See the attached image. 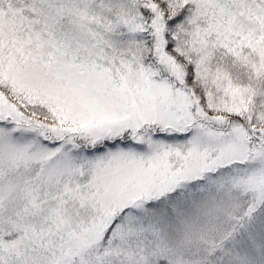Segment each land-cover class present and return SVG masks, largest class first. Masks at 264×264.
<instances>
[{
	"label": "snow or ice",
	"instance_id": "snow-or-ice-1",
	"mask_svg": "<svg viewBox=\"0 0 264 264\" xmlns=\"http://www.w3.org/2000/svg\"><path fill=\"white\" fill-rule=\"evenodd\" d=\"M0 264H264V0H0Z\"/></svg>",
	"mask_w": 264,
	"mask_h": 264
}]
</instances>
